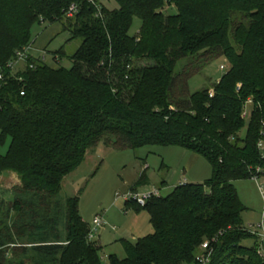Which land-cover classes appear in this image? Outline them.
Returning a JSON list of instances; mask_svg holds the SVG:
<instances>
[{
    "label": "trees",
    "instance_id": "trees-1",
    "mask_svg": "<svg viewBox=\"0 0 264 264\" xmlns=\"http://www.w3.org/2000/svg\"><path fill=\"white\" fill-rule=\"evenodd\" d=\"M71 5L78 11L67 18ZM134 19L140 28L130 36ZM55 23L80 41L71 66H61L59 49L56 65L29 55L12 70L16 54L31 49L32 28ZM221 58L228 69L220 80L190 93L188 81ZM263 123L264 0H0V144L9 139L0 176L20 181L13 200L0 203V264H102L77 199L62 207L58 199L64 179L100 145L177 147L211 168L203 184H181L144 206L126 203L148 215L153 232L122 240L125 258L111 255L107 264H197L204 242L209 264H264V240L241 245L257 237L242 226L246 208L233 186L264 168ZM144 181L142 174L131 191Z\"/></svg>",
    "mask_w": 264,
    "mask_h": 264
},
{
    "label": "rangeland",
    "instance_id": "rangeland-1",
    "mask_svg": "<svg viewBox=\"0 0 264 264\" xmlns=\"http://www.w3.org/2000/svg\"><path fill=\"white\" fill-rule=\"evenodd\" d=\"M104 5L109 9L116 8L114 3L105 2ZM168 13L175 14L176 11L171 8ZM139 28L140 21L134 19L129 35H137ZM31 42L34 44L32 57H44L45 62L50 65L55 64L51 54L62 49L66 56L60 64L65 68L71 66L67 58L80 45V41H70L69 32H62L59 23L35 25L31 31ZM143 65H151V63L143 62ZM184 65L186 62L179 63L177 70H184ZM220 66L228 69L223 58L204 66L200 73L188 81L189 92L211 89L223 76L224 72L220 71ZM22 68L23 65H19L16 70ZM245 131V129L241 131L242 137ZM8 146L9 139L0 144V155L6 154ZM142 174L145 177L144 183H147L137 187V193H145L156 188L159 189L161 197H166L182 181L187 184L207 182L211 178V168L204 159L177 147H146L137 151H115L100 145L89 150L80 167L63 181L62 191L58 197L61 207L66 199L76 198L78 215L88 230L92 229V221L97 216L105 222L104 227L93 232V239L89 241L100 245L99 256L102 264H107V259L111 255L120 260L125 258L122 240L132 242L153 232L148 215L145 212H138L135 215L125 202V197L132 193L131 190ZM8 176L10 173H4L0 178V203H9L13 200V195L10 193L12 189L9 190L13 184L7 182ZM233 186L246 208L241 215L242 226L253 234L263 212V202L257 185L252 180H241L233 182ZM135 216L136 220H134ZM260 244L258 238L241 243L245 248L258 247ZM32 257L33 255H30L27 258L31 261Z\"/></svg>",
    "mask_w": 264,
    "mask_h": 264
},
{
    "label": "built area",
    "instance_id": "built-area-1",
    "mask_svg": "<svg viewBox=\"0 0 264 264\" xmlns=\"http://www.w3.org/2000/svg\"><path fill=\"white\" fill-rule=\"evenodd\" d=\"M77 11H78L77 6L71 5L65 12V16L67 18H72L76 15ZM29 50L30 48L28 47L16 54V58L13 61L12 66H11L12 70L17 68L18 65L26 62V60L29 58V55H30ZM41 59L42 61H45L44 57H41ZM219 69L220 71H223L224 73L227 70L225 66H220ZM212 94L213 92L210 91L209 92L210 97H212ZM250 106H251V101L247 100L246 104L244 105L243 113H242V118L245 120L249 119L250 117V114H251V110L249 109ZM260 134L261 136H264V123H263V128ZM257 148L262 153L261 155L262 159H264V140L259 141ZM250 180L256 183L258 192L263 202V212L260 217V222L256 224L255 226L256 232L253 233V235L256 236L259 240L263 241L264 240V168H261V167L256 168L253 171ZM158 197H160V191L156 188H152L150 191H147L145 193H140V194L137 192L130 193L128 196L125 197V202L127 204H136L138 206H144L150 199L158 198ZM104 226H105V222L103 221V219L98 216L95 217L92 221V229L89 230L88 232L87 241L89 242L93 239V232H95L98 228H102ZM208 248H209V242H204L201 246L202 253H200V255H198L196 258L197 264H209L211 251H208V253H205L208 250Z\"/></svg>",
    "mask_w": 264,
    "mask_h": 264
},
{
    "label": "crops",
    "instance_id": "crops-1",
    "mask_svg": "<svg viewBox=\"0 0 264 264\" xmlns=\"http://www.w3.org/2000/svg\"><path fill=\"white\" fill-rule=\"evenodd\" d=\"M32 43V42H31ZM34 48V44H32V46H31V49H30V55H31V51H32V49ZM32 56V55H31ZM192 155H194V154H192ZM196 156V155H195ZM197 157H199V156H197ZM2 176V175H1ZM1 176H0V178H1ZM7 182H12V187L9 189V190H11V189H13L14 187H16V186H19V184H20V181H19V178L15 175V174H13V173H10V176H8V178H7ZM145 183H147V182H145ZM144 183V184H145ZM181 184H186V182L185 181H182L181 183H180V185ZM146 186V185H145ZM179 186V185H178ZM137 192V191H136ZM133 211V210H132ZM133 213L135 214V215H137V213L135 212V211H133ZM148 217V216H147ZM134 220H136V216H135V218H134ZM148 220H149V217H148ZM137 239H139V238H136V240ZM135 241V240H134ZM133 242V241H132ZM97 247H99V248H101L100 247V245H96Z\"/></svg>",
    "mask_w": 264,
    "mask_h": 264
}]
</instances>
